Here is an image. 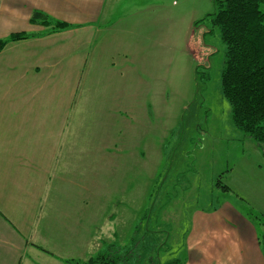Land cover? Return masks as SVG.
I'll return each mask as SVG.
<instances>
[{"label":"rangeland","instance_id":"rangeland-1","mask_svg":"<svg viewBox=\"0 0 264 264\" xmlns=\"http://www.w3.org/2000/svg\"><path fill=\"white\" fill-rule=\"evenodd\" d=\"M219 1L107 2L102 66L76 93L65 76L40 112L49 150L32 155L43 180L31 215L38 234L48 222L38 241L53 253L30 245L22 264H73L137 240L142 264L159 245L160 262L182 261L196 210L228 198L258 218L249 195L264 196V153L222 91L226 45L205 19ZM72 100L81 107L66 122Z\"/></svg>","mask_w":264,"mask_h":264},{"label":"crops","instance_id":"crops-1","mask_svg":"<svg viewBox=\"0 0 264 264\" xmlns=\"http://www.w3.org/2000/svg\"><path fill=\"white\" fill-rule=\"evenodd\" d=\"M108 1L111 0H0L1 38L21 31L36 34L11 41L0 51V264H22L25 258L32 257L27 252L29 246L44 241H38L39 234L48 222L45 220L38 234L33 227L39 219L31 215L37 202L35 191L43 180L32 155L49 150L41 144L48 132L42 127L47 125V117L40 112L47 106L48 93L54 92L56 85L65 84V76L76 93L84 75H91L102 66V53L97 54L96 48L105 27L101 19L109 7ZM36 9L72 26L50 30L46 25L33 23L31 17ZM85 33L91 34L82 38ZM88 40L89 47L82 48ZM90 48L95 50L93 57ZM89 58L87 67L85 60ZM111 63L114 67V61ZM78 107L80 103L72 100L66 122L73 121ZM62 126L63 136L68 126ZM249 198L259 211V218L228 198L210 209L196 210L186 236V257L181 263L264 264L259 243L264 229V196L256 200L250 192ZM42 248L49 255L53 253Z\"/></svg>","mask_w":264,"mask_h":264},{"label":"trees","instance_id":"trees-1","mask_svg":"<svg viewBox=\"0 0 264 264\" xmlns=\"http://www.w3.org/2000/svg\"><path fill=\"white\" fill-rule=\"evenodd\" d=\"M264 0H220L217 9L206 16L213 26L221 30L226 45L222 71V91L231 105L236 127L253 137L264 153ZM31 21L46 25L50 30L71 27L66 21L34 10ZM212 30V28L210 29ZM36 34L28 31L14 32L0 37V51L11 41L26 39ZM225 189H230L225 185ZM257 217V216H256ZM259 218V215H258ZM140 240L130 246L108 244L101 252L86 261L70 260L73 264H142L147 252L138 248ZM164 243V242H163ZM264 252V229L259 235ZM43 249V248H42ZM149 254L151 264H182L180 259L160 262V245ZM147 250V249H146ZM159 256V257H158ZM148 264V263H146Z\"/></svg>","mask_w":264,"mask_h":264}]
</instances>
